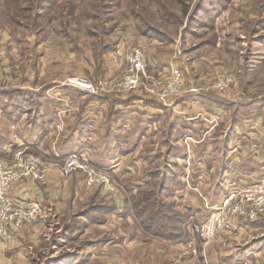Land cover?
<instances>
[{"label":"rangeland","instance_id":"374dc122","mask_svg":"<svg viewBox=\"0 0 264 264\" xmlns=\"http://www.w3.org/2000/svg\"><path fill=\"white\" fill-rule=\"evenodd\" d=\"M133 47L146 68L125 91ZM153 57L166 70H153ZM172 70L179 89L163 98ZM224 75L232 82L220 91ZM75 79L91 92L72 86ZM183 97L207 100L189 111L225 136L214 142L212 170L173 167L180 146L152 130L141 138L145 102L169 107ZM210 98L221 112L208 113ZM5 148L3 164L23 152V162L40 161L43 179L17 186L41 193L31 195L41 215L23 239L0 241V264H264V211L209 243L193 230L230 190L264 176V0H0V153ZM72 155L110 183L69 170ZM169 171L186 185L187 200L181 186L172 190Z\"/></svg>","mask_w":264,"mask_h":264},{"label":"built area","instance_id":"2783aa9c","mask_svg":"<svg viewBox=\"0 0 264 264\" xmlns=\"http://www.w3.org/2000/svg\"><path fill=\"white\" fill-rule=\"evenodd\" d=\"M126 63L129 74L123 76L122 86L125 91H128L137 87L138 73L144 72L146 68L144 52L136 47L129 48L126 51ZM172 77L173 84L164 91L163 98L177 95L179 72L172 70ZM231 82V77L224 75L218 80L216 87L224 91ZM70 84L82 92H91V85L83 80L75 79ZM22 153H17L12 166H7L0 161V241H7L11 233H21L27 226L35 224L41 215L40 204L35 199H15L11 196V190L14 187L27 181L33 183L43 179L42 171L38 167L40 161L30 157L28 163H25L20 159ZM67 162H69V170L75 169L72 168L75 166L77 170L89 175L92 184L110 183L106 176L99 180V176L96 175L99 170L92 167L84 157L72 155L68 157ZM101 172L107 174V172ZM263 211L264 176L256 183L230 190L219 201L213 214L205 221L193 225V230L202 243H209L219 235L232 231L237 220L246 222L247 219H257Z\"/></svg>","mask_w":264,"mask_h":264},{"label":"crops","instance_id":"0c3cea01","mask_svg":"<svg viewBox=\"0 0 264 264\" xmlns=\"http://www.w3.org/2000/svg\"><path fill=\"white\" fill-rule=\"evenodd\" d=\"M145 45L147 46L148 51H149L148 44L145 43ZM153 48H155V47H153ZM160 50H162V51H159V53H164L163 50H167V47L161 46ZM154 58L155 57H153L152 62H154L153 64H154L155 68H152V69L155 70L156 72L161 71V70H166V68L168 67V63L165 60H164V62H162V61H159L157 58L156 59H154ZM160 58L163 59L162 57H160ZM162 67H165V68L163 69ZM192 99L193 98H191V100H189L187 97L180 98L179 100L175 101L169 107L160 105V104L155 103V102L154 103L153 102H145L144 106L146 107V109H145L144 113H147V115L140 117L141 118L140 120L143 122L142 123L143 128L139 129V130L143 131L141 138L146 137V136H147V138H149V136L151 135L150 132L154 131V133H155V131H156L158 135L162 134V138H164V140H166L165 141L166 143L168 142L167 144H170L172 147H175L176 145L180 146L181 151L178 150V152H181V153L176 155V157H175L176 161H175V163H172L173 167H176V168L177 167L192 168V169H198L199 168L201 170H203V168H207V170H212V169H210V167H211V165L214 166V164H215V161H213L214 157H211L213 155L215 149H216L215 148L216 144L214 142L220 138L221 134H219V131L210 130V126H212V124H213L211 119H210L211 121H209V120L203 121L204 117L200 116L202 118H199L194 114V112L189 111L190 108L193 107L191 104H193L195 106V108H197V103L199 101H202V103H203V102H206L207 100L198 99V101H196V100H192ZM211 99L212 98H210L208 100H211ZM219 102H220L219 100L214 99L208 103L209 106H207L205 104V108H207L208 113L213 112V114H216V110L221 112L220 111L221 104ZM153 107H154V109H152ZM92 115L94 116V118H96V120H98V118H99V120L101 122L105 121L104 119H100V117L102 118V115H99V113L97 115L93 113ZM155 116H157L156 119H158L157 127L155 125L156 124L155 120H151ZM84 118H85V116L83 115L82 121ZM128 118H129V116L127 117V119ZM125 120H126V118H125ZM102 129H105L107 132H110L111 126H110V124L109 125L105 124L104 126H102ZM163 133H165V137L163 136ZM96 134L98 136L99 133L96 132ZM96 134H94V136H96ZM116 136H118V135H116ZM131 136H134V135L132 134ZM222 136H223V138L225 137L223 134L221 135V137ZM193 139H195V140L203 139V141H205V142L201 144V141H194ZM174 140H177V142L175 144H172V142ZM125 143H123L124 146H122L125 150L124 153L125 154L131 153L135 147L133 148L131 145V146H129V148L126 149L127 143H126V145H125ZM118 144H120V143H118ZM223 144H224V148L226 149L227 152H228V150H230V148H232V147H230V144H228V142H224ZM6 146H8V144ZM6 149L7 148H5L4 154H3V152L0 153V159H5V156H3V155L8 154V152H9L8 149L7 150ZM174 152H175V150H174ZM187 155H188V157H187ZM180 157H182V158H180ZM190 157H191V159L189 160ZM217 162H220V160H217ZM192 163H193V165H192ZM169 175L171 178L175 179L176 186H178V185L181 186L180 188H178V192L184 200L185 199L187 200V198H189V196L187 193H185V192H187V188L185 187L186 185L183 183V181H180L179 178L176 177L175 175H173L170 171H169ZM192 181H194V180H192ZM32 194L34 196L41 195V193L39 194L37 190L31 191L30 189H26L25 186L23 188L21 186L17 187L16 189L11 191V196L15 199H34L33 196H31ZM26 231L24 230L23 232L19 233L18 237L20 238V240L23 239V234ZM15 239H17V238H15ZM17 240L13 243V244H15L16 247H18L20 245V241H17ZM11 246H13V245L11 244Z\"/></svg>","mask_w":264,"mask_h":264},{"label":"trees","instance_id":"16d2710c","mask_svg":"<svg viewBox=\"0 0 264 264\" xmlns=\"http://www.w3.org/2000/svg\"><path fill=\"white\" fill-rule=\"evenodd\" d=\"M168 179H169V183H170V186L172 185L173 187H172V190H173V188L176 186V181H175V179L174 178H171L170 177V175L168 176ZM170 192H171V190H170ZM173 194V193H172ZM112 213V212H111ZM190 224V223H189ZM187 225H188V223H187ZM186 225V226H187Z\"/></svg>","mask_w":264,"mask_h":264}]
</instances>
